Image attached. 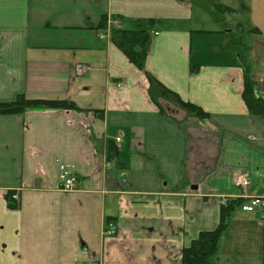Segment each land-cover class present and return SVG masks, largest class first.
Wrapping results in <instances>:
<instances>
[{
	"label": "crops",
	"instance_id": "0c3cea01",
	"mask_svg": "<svg viewBox=\"0 0 264 264\" xmlns=\"http://www.w3.org/2000/svg\"><path fill=\"white\" fill-rule=\"evenodd\" d=\"M216 1L204 6L216 24L219 5L230 17L260 14L210 27L195 0H0V103L74 106L0 115V264H182L218 227L222 198L264 199V117L242 96L252 70L239 31L264 37V4ZM109 18L147 30L145 71L209 117L162 102L163 115ZM81 65L89 70L78 75ZM62 164L75 192L60 188ZM235 248L264 264V208L234 212L216 264Z\"/></svg>",
	"mask_w": 264,
	"mask_h": 264
},
{
	"label": "trees",
	"instance_id": "16d2710c",
	"mask_svg": "<svg viewBox=\"0 0 264 264\" xmlns=\"http://www.w3.org/2000/svg\"><path fill=\"white\" fill-rule=\"evenodd\" d=\"M216 12L218 15H227L234 12L232 8L219 5ZM249 32L257 33L258 29ZM111 39L115 46L134 64L140 71L145 72L149 83V97L159 106L161 113L169 117L161 103L174 104L181 110L196 116L199 119H206L209 114L199 106L182 100L176 93L166 88L155 76L146 72V62L150 54L151 37L147 30H124L112 27ZM196 67L193 68V72ZM243 99L248 110L257 117H264V99L259 94V82L253 80L249 75L244 80ZM74 106L67 102L29 100L25 96H19L11 103H0V115H16L27 110L36 109H73ZM170 118V117H169ZM172 119V118H171ZM113 157V152L109 155ZM10 201V200H9ZM244 203L242 199L229 200L227 205L222 207L220 212V223L211 231H203L193 240L191 245L182 251V264H216L218 260L219 244L225 236L229 223L234 212ZM11 209L17 208L12 200L9 202Z\"/></svg>",
	"mask_w": 264,
	"mask_h": 264
},
{
	"label": "rangeland",
	"instance_id": "374dc122",
	"mask_svg": "<svg viewBox=\"0 0 264 264\" xmlns=\"http://www.w3.org/2000/svg\"><path fill=\"white\" fill-rule=\"evenodd\" d=\"M195 1H197L199 3V5L197 3H195V7H194L195 13L201 14L204 18L209 19L210 20V23H209L210 27H212L213 23H215L214 27L218 24H222L223 26L226 25L224 22L223 16H221V15H218L220 21H218V24H216V20L213 18L212 13L207 12L205 7H204L205 5L213 2L214 0H195ZM225 2L228 4H231V5H238L236 0H227ZM256 2H259V0H256ZM216 3H218V0L216 1ZM245 4L247 6H249L248 0L246 1ZM263 4H264V0H263ZM253 10H255V13L258 12L256 14V17L258 18L259 14H260L259 8L254 7ZM212 12L217 13L216 10H214V11L212 10ZM225 16L227 17L228 23H230V24H233V22L235 24H237V22H244L245 20H248L252 17L253 18L255 17L254 15L250 16V15L242 14V13H240L239 16L235 15L233 17H230V16H228V14ZM173 23H177V22L175 21ZM242 29L239 31H240V35L242 36L243 42L245 43V48L247 49L246 50V58H247L249 66L252 70L251 78L257 82H264V65H263V63H264V44H263L264 43V37L262 39H259V36H256L254 33L249 32L247 29L245 31L244 30L242 31ZM236 42H237V40H236ZM247 46H249L250 50L247 48ZM233 253H234L233 260H231V262L227 263V264H251L250 259H252V257H253L252 251H242V250L238 251V248L236 251V248H235V251H233Z\"/></svg>",
	"mask_w": 264,
	"mask_h": 264
},
{
	"label": "built area",
	"instance_id": "2783aa9c",
	"mask_svg": "<svg viewBox=\"0 0 264 264\" xmlns=\"http://www.w3.org/2000/svg\"><path fill=\"white\" fill-rule=\"evenodd\" d=\"M113 25L115 27H120L117 22H113ZM264 65V64H263ZM89 70L88 66H79L77 67V73L78 75L85 74ZM261 96L264 99V86L261 88ZM120 139H118L119 141ZM60 170V188L62 191L65 192H74L77 190L78 187V180L76 175L73 173L72 169H70L67 165L62 164L59 167ZM241 186L245 189L248 187L249 182L246 177H241L240 180ZM16 198V197H15ZM245 198L247 199V202H244L242 205V210L246 212H254L257 208H263L264 207V200L256 195H246ZM223 205H226V201L224 200L222 202Z\"/></svg>",
	"mask_w": 264,
	"mask_h": 264
}]
</instances>
